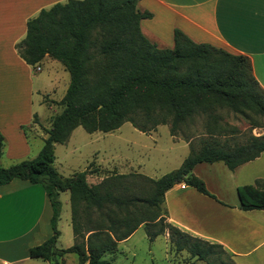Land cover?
<instances>
[{
    "label": "trees",
    "instance_id": "obj_1",
    "mask_svg": "<svg viewBox=\"0 0 264 264\" xmlns=\"http://www.w3.org/2000/svg\"><path fill=\"white\" fill-rule=\"evenodd\" d=\"M139 1L56 3L28 19L25 36L15 45L27 65L34 68L48 56L69 73L66 92L58 102L62 110L51 118L37 156L6 168L0 166V186L14 178L40 185L52 209V235L28 249L30 258L51 261L75 254L78 264H110L104 255L115 253L118 242L127 239L141 224L149 242L167 230L176 252L185 250L207 264H213L211 258L216 252L224 253L221 246L165 223L164 193L183 183L214 198L203 181L192 174L196 164L222 162L233 171L264 152V90L255 81L249 58L244 55L195 43L178 29L173 30L172 47L159 48L150 43L141 32L140 22L152 15L138 7ZM218 107L229 108L247 120L250 128H262L263 133L250 135L246 142L234 146L215 140L204 143L198 151L190 150L177 169L156 180L138 173L113 174L89 185L86 169L64 178L53 166L54 145L65 144L77 127L89 134L108 133L129 123L147 133L169 124V134L174 135L180 125L200 114L211 123L209 134L215 135L218 117L212 112ZM22 129L25 132L26 127ZM3 145L0 135V158ZM132 180L151 184L143 198L130 193ZM63 192L69 195L75 242L58 249L57 223L62 206L59 195ZM236 192L242 210L264 211V180L237 186ZM139 205L152 214L147 216Z\"/></svg>",
    "mask_w": 264,
    "mask_h": 264
},
{
    "label": "crops",
    "instance_id": "obj_2",
    "mask_svg": "<svg viewBox=\"0 0 264 264\" xmlns=\"http://www.w3.org/2000/svg\"><path fill=\"white\" fill-rule=\"evenodd\" d=\"M66 1L0 0V135L4 143L1 167L35 158L47 137L45 131L51 118L60 113L54 114L51 105L58 106L63 97L50 101L42 95L44 79H38L35 85V73L41 71L42 63L53 65L56 60L45 56L38 64L39 71H35L18 56L15 45L24 38L28 19L41 9ZM138 7L152 15L140 22L141 32L150 43L159 48L172 47L173 30L178 29L195 43L244 55L249 58L255 81L264 90V0H140ZM28 126L30 129L24 132L22 127ZM186 156L180 158L179 166ZM263 158L264 152L233 171L222 162L196 164L192 174L203 181L214 198L192 187H181L180 183L174 185L164 193V222L191 237L221 246L232 264H264V211L242 210L236 192L237 186L252 185L249 180L263 179L264 168L258 164ZM55 161L56 157L53 163L56 170ZM253 164V168H246ZM247 171H250L248 176ZM65 193V203L69 204L67 192L60 193L59 200ZM61 205L56 248L65 235L66 246L58 248L65 249L74 244L75 238L70 221L71 205L64 227H59L62 202ZM51 215L50 203L40 185L14 178L0 186V264H78L75 254H64L51 261L28 256L29 248L51 237ZM138 230L143 231L148 241L141 224L118 246L129 242ZM159 236L170 249L167 230L149 243L154 244ZM190 258L191 262L198 261Z\"/></svg>",
    "mask_w": 264,
    "mask_h": 264
},
{
    "label": "rangeland",
    "instance_id": "obj_3",
    "mask_svg": "<svg viewBox=\"0 0 264 264\" xmlns=\"http://www.w3.org/2000/svg\"><path fill=\"white\" fill-rule=\"evenodd\" d=\"M52 63L53 65L42 63L41 71L35 73V85L38 79H44L45 92L42 95L50 101H56L63 97L67 89L69 73L63 70L60 63L56 61ZM61 110L59 104L51 105L54 114ZM40 112H43V108ZM212 113L218 117L216 125L219 130L213 132L215 135L209 134L208 128L210 129L211 123H208L205 115L200 114L180 125L174 135L169 134V124L159 125L155 130L143 133L145 135L139 134V131L129 123H124L119 129L108 133L89 134L81 127H77L66 144L55 147L56 170L66 178L86 169L89 185H95L113 174L140 173L156 180L177 169L180 158L186 156L190 150L198 151L204 143H212L215 140L219 144L234 146L246 142L250 135L260 136L263 133L262 128H250L247 120L231 112L227 107H218ZM29 129V126L26 127V130ZM4 162L5 160L2 161ZM254 164L246 168H253L251 166H255ZM258 164L264 168V158ZM250 171H247V176ZM262 175L263 179L260 180H264V172ZM256 181L258 180H249L252 185H256ZM129 186L130 193L141 199L151 184L147 180H132ZM66 198V193L60 198L64 206L59 227H64L65 219L69 216L70 205L65 203ZM138 207L147 213V216L152 214L151 211H145L146 207L141 205ZM84 221L85 219L83 223ZM66 239L63 235L57 247H65ZM164 241L166 240L159 236L157 241L151 244L145 239L143 231L138 230L129 242L119 245L117 252L114 255H106L104 260L110 264H207L201 260L191 262L188 252L177 253L173 246L167 248ZM211 259L213 264H232L225 253L216 252V256Z\"/></svg>",
    "mask_w": 264,
    "mask_h": 264
},
{
    "label": "built area",
    "instance_id": "obj_4",
    "mask_svg": "<svg viewBox=\"0 0 264 264\" xmlns=\"http://www.w3.org/2000/svg\"><path fill=\"white\" fill-rule=\"evenodd\" d=\"M34 69H35V71H39V67L38 66H36V67H34ZM181 187H184V184H181Z\"/></svg>",
    "mask_w": 264,
    "mask_h": 264
}]
</instances>
